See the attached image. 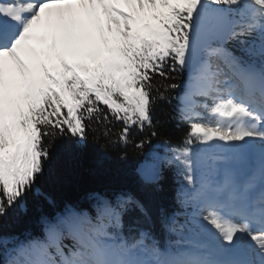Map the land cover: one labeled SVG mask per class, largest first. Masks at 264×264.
Listing matches in <instances>:
<instances>
[{
  "label": "snow or ice",
  "instance_id": "snow-or-ice-1",
  "mask_svg": "<svg viewBox=\"0 0 264 264\" xmlns=\"http://www.w3.org/2000/svg\"><path fill=\"white\" fill-rule=\"evenodd\" d=\"M181 71L189 131L172 152L194 210L171 229L177 239L128 243L115 220L132 198L98 197L49 222L11 264H264V0H0V217L58 135L83 139L103 105L127 142L164 98L153 78Z\"/></svg>",
  "mask_w": 264,
  "mask_h": 264
},
{
  "label": "trees",
  "instance_id": "trees-1",
  "mask_svg": "<svg viewBox=\"0 0 264 264\" xmlns=\"http://www.w3.org/2000/svg\"><path fill=\"white\" fill-rule=\"evenodd\" d=\"M241 55L236 42L226 45ZM177 79L154 77L152 94L164 93L152 106V127L129 130L127 142L120 139L123 124L114 118L85 119V136L58 135L49 149V159L33 185L0 217V264H11L14 249L34 238H43L49 222L69 209L89 212L98 197L115 200L117 195L130 196L133 203L115 220V230L128 243L164 249L177 236L172 228L183 224L194 209L186 193L185 171L175 160L173 148L182 147L189 131L180 117L186 72L172 73ZM176 83L177 89H166ZM66 112V110H65ZM206 116V113H205ZM155 131L156 135L151 133ZM49 137L44 138L45 144ZM143 142L142 147H138ZM155 172V179L145 180L142 162ZM170 161V162H169ZM139 202L143 207L136 206ZM171 220L170 223H168ZM173 221L175 223H173ZM64 244L70 245V240Z\"/></svg>",
  "mask_w": 264,
  "mask_h": 264
},
{
  "label": "rangeland",
  "instance_id": "rangeland-1",
  "mask_svg": "<svg viewBox=\"0 0 264 264\" xmlns=\"http://www.w3.org/2000/svg\"><path fill=\"white\" fill-rule=\"evenodd\" d=\"M213 62L219 63V61H216L215 58H213ZM200 111H202V109ZM140 172L142 174L143 179L147 181L150 179H155L156 177V172L151 166L148 165V160L141 163Z\"/></svg>",
  "mask_w": 264,
  "mask_h": 264
},
{
  "label": "clouds",
  "instance_id": "clouds-1",
  "mask_svg": "<svg viewBox=\"0 0 264 264\" xmlns=\"http://www.w3.org/2000/svg\"><path fill=\"white\" fill-rule=\"evenodd\" d=\"M86 264H103V262L100 261V260L97 259V258L90 257V258L86 261Z\"/></svg>",
  "mask_w": 264,
  "mask_h": 264
}]
</instances>
